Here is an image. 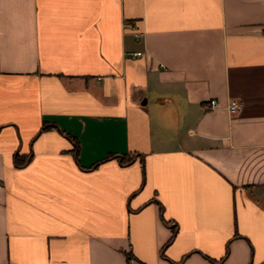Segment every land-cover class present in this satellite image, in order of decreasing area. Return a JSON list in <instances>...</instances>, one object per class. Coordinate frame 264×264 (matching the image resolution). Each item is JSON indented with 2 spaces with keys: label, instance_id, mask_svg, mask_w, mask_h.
I'll return each instance as SVG.
<instances>
[{
  "label": "crops",
  "instance_id": "crops-1",
  "mask_svg": "<svg viewBox=\"0 0 264 264\" xmlns=\"http://www.w3.org/2000/svg\"><path fill=\"white\" fill-rule=\"evenodd\" d=\"M126 251L264 264V0H0V264Z\"/></svg>",
  "mask_w": 264,
  "mask_h": 264
},
{
  "label": "built area",
  "instance_id": "built-area-1",
  "mask_svg": "<svg viewBox=\"0 0 264 264\" xmlns=\"http://www.w3.org/2000/svg\"><path fill=\"white\" fill-rule=\"evenodd\" d=\"M126 24L134 30L135 36L137 38H140L143 34V31L140 29L139 24L134 20V21H127ZM143 50H136L134 51V54H143ZM242 100L240 99H232L231 102L229 103V108L232 113H237L239 110L242 108ZM207 108H215L219 105V100L216 97H212L208 100L207 102Z\"/></svg>",
  "mask_w": 264,
  "mask_h": 264
},
{
  "label": "trees",
  "instance_id": "trees-1",
  "mask_svg": "<svg viewBox=\"0 0 264 264\" xmlns=\"http://www.w3.org/2000/svg\"><path fill=\"white\" fill-rule=\"evenodd\" d=\"M131 159H132V154H128V155H125V157H123V160L130 161ZM15 161L18 166H23L25 165L27 159L21 158L20 156L17 155ZM126 256H128V264H130L131 259L135 257L132 251H126Z\"/></svg>",
  "mask_w": 264,
  "mask_h": 264
},
{
  "label": "rangeland",
  "instance_id": "rangeland-1",
  "mask_svg": "<svg viewBox=\"0 0 264 264\" xmlns=\"http://www.w3.org/2000/svg\"><path fill=\"white\" fill-rule=\"evenodd\" d=\"M133 258L131 259V262H132Z\"/></svg>",
  "mask_w": 264,
  "mask_h": 264
}]
</instances>
